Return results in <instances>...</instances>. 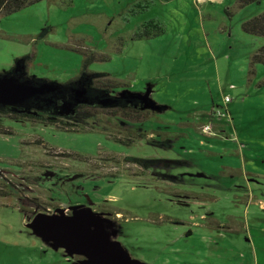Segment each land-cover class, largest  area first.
I'll return each mask as SVG.
<instances>
[{
  "label": "rangeland",
  "instance_id": "rangeland-1",
  "mask_svg": "<svg viewBox=\"0 0 264 264\" xmlns=\"http://www.w3.org/2000/svg\"><path fill=\"white\" fill-rule=\"evenodd\" d=\"M263 12L264 0H40L0 14V73L25 57L29 77L64 83L90 58L112 94L160 106L140 121L95 108L78 131L0 117V264H79L32 224L71 207L145 264H264V63H251L264 36L241 27ZM147 21L162 32L138 36Z\"/></svg>",
  "mask_w": 264,
  "mask_h": 264
},
{
  "label": "trees",
  "instance_id": "trees-1",
  "mask_svg": "<svg viewBox=\"0 0 264 264\" xmlns=\"http://www.w3.org/2000/svg\"><path fill=\"white\" fill-rule=\"evenodd\" d=\"M40 0H0V14L11 13L23 8L26 5L38 2ZM252 0H243L249 3ZM143 32L138 36L150 37L162 32L158 23L147 21L142 24ZM155 28L153 33L149 28ZM242 29L250 34L264 36V12L254 15L241 24ZM23 58H16L14 65L8 72H13L18 66L24 67L23 75L26 78L52 82L46 79L29 77L23 65ZM94 59V57H92ZM102 59V58H100ZM90 58H86L83 63V69L75 78L69 79L64 83L53 82L58 89L53 92H47L37 95L20 105H0V117H9L18 120L30 121L40 124L54 125L63 130H92V117L95 115V108L105 110L110 116H119L130 121H140L148 116V109L142 108L141 97L137 93L128 90L113 91L117 87V82L109 78L107 73L91 72L86 69ZM251 63H264V45L260 46L252 55ZM75 89H86V93L79 99L82 102H76L74 99ZM107 98L105 105L99 103V100ZM64 101L71 103V110L68 113H61L62 103ZM89 126V127H88ZM0 133L10 134V130L0 124ZM141 134H138V136ZM136 137L126 136V142H132ZM121 142L119 138L115 139ZM126 161L137 164L147 169L152 159H141L133 156L124 157Z\"/></svg>",
  "mask_w": 264,
  "mask_h": 264
},
{
  "label": "water",
  "instance_id": "water-1",
  "mask_svg": "<svg viewBox=\"0 0 264 264\" xmlns=\"http://www.w3.org/2000/svg\"><path fill=\"white\" fill-rule=\"evenodd\" d=\"M18 70L0 73V105H20L37 95L58 89L53 82L26 78ZM86 91L75 89L74 99L77 103L83 101L79 97ZM140 97L142 108L152 111L160 109L148 93ZM107 102V98L99 100L102 105ZM61 107V113H68L71 103L64 101ZM70 209L68 214L57 209L54 213H37L33 217L32 224L51 240L54 249L60 247L69 255L84 256L79 264H145L130 258L119 243L108 237L103 227V218L99 214L80 207Z\"/></svg>",
  "mask_w": 264,
  "mask_h": 264
},
{
  "label": "built area",
  "instance_id": "built-area-1",
  "mask_svg": "<svg viewBox=\"0 0 264 264\" xmlns=\"http://www.w3.org/2000/svg\"><path fill=\"white\" fill-rule=\"evenodd\" d=\"M229 100H230V98L228 96L224 97V102H228ZM212 113L214 115H216V117H220L221 118V117H226V113L227 112H226L225 106H222V107H219L217 109H212ZM200 130H201L202 133H207V134L215 133L217 135H219L220 134L219 132H221L219 130L213 131L211 122L202 124L201 127H200ZM63 210L66 211L67 209L64 208Z\"/></svg>",
  "mask_w": 264,
  "mask_h": 264
},
{
  "label": "flooded vegetation",
  "instance_id": "flooded-vegetation-1",
  "mask_svg": "<svg viewBox=\"0 0 264 264\" xmlns=\"http://www.w3.org/2000/svg\"><path fill=\"white\" fill-rule=\"evenodd\" d=\"M16 69H19L18 72H20V73L24 72V67L23 66H18Z\"/></svg>",
  "mask_w": 264,
  "mask_h": 264
},
{
  "label": "crops",
  "instance_id": "crops-1",
  "mask_svg": "<svg viewBox=\"0 0 264 264\" xmlns=\"http://www.w3.org/2000/svg\"><path fill=\"white\" fill-rule=\"evenodd\" d=\"M219 129V131H223L222 129H220V127L218 128ZM261 206V205H260ZM262 207V206H261ZM191 231H188L187 232V235L190 233ZM77 263H79V262H77Z\"/></svg>",
  "mask_w": 264,
  "mask_h": 264
}]
</instances>
